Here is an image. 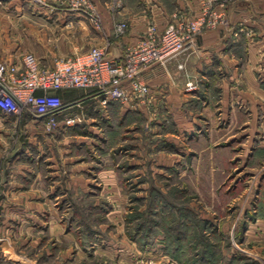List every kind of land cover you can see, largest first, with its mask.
Returning <instances> with one entry per match:
<instances>
[{
  "label": "rangeland",
  "instance_id": "374dc122",
  "mask_svg": "<svg viewBox=\"0 0 264 264\" xmlns=\"http://www.w3.org/2000/svg\"><path fill=\"white\" fill-rule=\"evenodd\" d=\"M139 1L145 0H131L126 14L118 13L123 0L59 4L87 3V17L98 25L101 5L108 6L113 29L127 25L122 36L113 33L118 39L130 30L134 14L145 15L141 36L151 24L162 30L174 16L197 17L175 11L160 27L149 9L136 8ZM12 3L0 2V45L7 40L24 52L28 37ZM203 3L200 15L206 21L213 13L219 16L214 8L204 14ZM214 26L205 28L195 45ZM240 33L247 31L237 27L235 35ZM176 80L173 91L162 90L163 98L148 85L151 101L134 103L128 114L107 106L64 130L46 133L41 122H29L31 116L24 114L0 119V228L10 231L0 236L13 243L15 259L25 264H264V148L256 147L261 138H255L254 150L244 147V136L231 140L227 132L215 136L212 130L208 141L199 142L196 80L187 81L185 90L181 76Z\"/></svg>",
  "mask_w": 264,
  "mask_h": 264
},
{
  "label": "crops",
  "instance_id": "0c3cea01",
  "mask_svg": "<svg viewBox=\"0 0 264 264\" xmlns=\"http://www.w3.org/2000/svg\"><path fill=\"white\" fill-rule=\"evenodd\" d=\"M59 1L11 4H15L12 13L22 20V32L28 37L23 41L24 49L34 53L46 65H50L53 59L81 54L94 46L103 48L111 58L121 57L126 46L135 43L145 29V15L134 14L130 30L118 39L113 36L114 25L108 6L101 5L102 23L97 27L85 13L65 7ZM130 1L123 0L119 14H126L128 6L134 5H129ZM201 2L145 0L139 1L136 8L139 5L141 9H149V15L161 27L175 11L200 15ZM214 9L219 13L215 26L202 33L197 45L177 59L146 69L143 78L157 98H163L165 87L173 91L179 76L183 90L187 81L196 80L197 89L193 94L197 97L199 142L201 137L204 142L208 141L211 136L208 132L213 130L215 136L226 132L232 134L231 140L244 136V147L248 150H254L255 138H261L256 147L264 148V0H220ZM237 27H243L247 33L235 35ZM7 31L5 37L8 39ZM5 42V46L0 45V62L16 63L27 52H21L22 48L15 50L10 41ZM176 64L182 66V72L178 71ZM189 94L192 93H185ZM63 98L66 104L72 105L70 109L88 118L104 110L93 91L76 89L64 92ZM108 106L107 109L115 107L124 114L135 108L133 104L119 101H111ZM29 122L37 123L32 118ZM7 196L6 192L3 197ZM1 229L0 234L9 231ZM12 246L13 243L0 236V264H25L11 255Z\"/></svg>",
  "mask_w": 264,
  "mask_h": 264
},
{
  "label": "built area",
  "instance_id": "2783aa9c",
  "mask_svg": "<svg viewBox=\"0 0 264 264\" xmlns=\"http://www.w3.org/2000/svg\"><path fill=\"white\" fill-rule=\"evenodd\" d=\"M41 0H0V2H40ZM220 0H205L203 13H213ZM82 6V7H80ZM73 10L86 14L84 5H72ZM87 15V14H86ZM202 15L194 19L174 16L162 30L150 25L137 42L128 46L121 57L111 58L101 47L53 59L50 65L32 52L24 53L18 62H0V118L29 115L41 122L46 133L56 128H70L81 121L82 113L70 109L63 101V93L76 89L95 92L104 109L111 101L122 104L151 101L150 87L142 79L147 68L162 64L195 45V39L205 29L214 26ZM92 19L94 25L95 19ZM126 23H117L115 37L126 31ZM75 104V103H74Z\"/></svg>",
  "mask_w": 264,
  "mask_h": 264
}]
</instances>
